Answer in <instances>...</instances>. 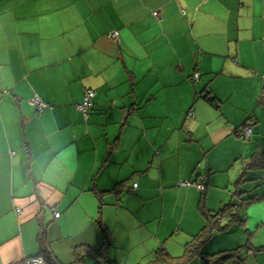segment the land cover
<instances>
[{
	"label": "crops",
	"instance_id": "obj_1",
	"mask_svg": "<svg viewBox=\"0 0 264 264\" xmlns=\"http://www.w3.org/2000/svg\"><path fill=\"white\" fill-rule=\"evenodd\" d=\"M69 3L0 24V264L41 255L40 237L71 264L103 229L106 264H166L157 251L181 257L204 227L202 200L236 220L201 253L264 264V161L249 166L264 152V0Z\"/></svg>",
	"mask_w": 264,
	"mask_h": 264
},
{
	"label": "trees",
	"instance_id": "obj_2",
	"mask_svg": "<svg viewBox=\"0 0 264 264\" xmlns=\"http://www.w3.org/2000/svg\"><path fill=\"white\" fill-rule=\"evenodd\" d=\"M181 13L185 14V11L181 10ZM110 32L111 31H109L108 34ZM193 80H195L194 77H193ZM206 98L208 97L206 96ZM92 106H93V102H92ZM92 106L89 108L88 114ZM262 161H264V152L262 154L256 155L254 159L252 160V162H250L249 166L261 168V166L259 165L262 163ZM195 183L193 185L196 187ZM134 185H136L137 187V184H133L132 190L136 189V187L134 188ZM249 201H255V200H249ZM229 207L232 208L233 206H228L227 208H225L223 212H219L215 215H212L209 211H207L204 208V203L202 200L201 203L199 204V211L201 212L205 220L204 227L196 235L191 237L190 240L186 243L184 250H183V255L181 257L173 258L167 254H164L163 250H161V251H157L156 253L157 260L163 263H166V264H189L194 259H199L202 264H226L228 261L235 259L238 256L239 250L242 248L229 250V251H222V252H219L213 255H203L201 253V249L203 248V246L206 245L216 233L224 231L225 229H227L229 225L235 222L236 219L231 218V220L226 225H221L220 219H222L224 214H226L229 211ZM236 208H239V206L237 205ZM238 223L242 224L243 222L238 221ZM102 232L105 236V243L103 245V248L95 252V251H92L88 247L79 246L74 251L75 259L71 264H79V263L81 264L83 262L84 257H91L92 259L96 261V264H106L107 263L106 253L110 245V235L106 229H103ZM39 243L41 245V255L39 256L44 260V264H60L56 260V258L51 254V252L49 251L47 247L46 242L42 239V237L39 238Z\"/></svg>",
	"mask_w": 264,
	"mask_h": 264
},
{
	"label": "rangeland",
	"instance_id": "obj_3",
	"mask_svg": "<svg viewBox=\"0 0 264 264\" xmlns=\"http://www.w3.org/2000/svg\"><path fill=\"white\" fill-rule=\"evenodd\" d=\"M70 1L71 0H0V24L14 28L15 23L17 24V28L21 31L27 26L23 23L25 19L39 21L40 18H53L57 13L56 5L61 9L60 12L63 13V11H67L66 7L70 4ZM80 1L81 0H79V2ZM26 259L28 258H25L21 263ZM87 264L93 263L92 261H88ZM191 264H195V262Z\"/></svg>",
	"mask_w": 264,
	"mask_h": 264
},
{
	"label": "built area",
	"instance_id": "obj_4",
	"mask_svg": "<svg viewBox=\"0 0 264 264\" xmlns=\"http://www.w3.org/2000/svg\"><path fill=\"white\" fill-rule=\"evenodd\" d=\"M152 15L155 18H158L159 13L157 11H155V12L152 13ZM118 36H119V33L116 30L111 31L108 34V38L111 39V40L117 39ZM198 77H199L198 74L194 75V79L195 80H197ZM94 96H95V92L94 91H92V90L85 91L82 103L76 106V109L79 112H81L85 117L88 114L89 108L92 106V99L94 98ZM31 103H33L37 107V109L39 111H43V110L48 108V106L41 99H39L37 96H35V97H33L31 99ZM251 133H252L251 127H247L246 129H244L241 132L240 135H241V137L243 139H248L250 137ZM195 184H196L197 190L200 191V192H203L205 190V188H206V177L205 176H200ZM178 185L182 186V187H185V186H190L191 183L188 182V181H182V182H179ZM135 187H136V185H134V188ZM55 217L58 218L59 214L55 213ZM20 264H44V260L41 257H31V258L26 259L23 263H20Z\"/></svg>",
	"mask_w": 264,
	"mask_h": 264
}]
</instances>
